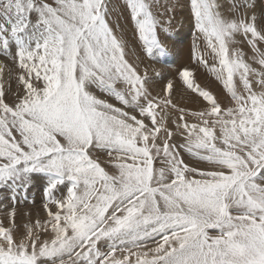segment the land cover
Masks as SVG:
<instances>
[{
  "label": "snow or ice",
  "instance_id": "snow-or-ice-1",
  "mask_svg": "<svg viewBox=\"0 0 264 264\" xmlns=\"http://www.w3.org/2000/svg\"><path fill=\"white\" fill-rule=\"evenodd\" d=\"M157 6L127 0L149 57L166 52ZM191 10L231 106L181 70L207 104L191 112L197 123L179 110L177 145L165 111L174 84L149 90L108 0H0V48L15 46L21 70L11 104L0 90V184L46 174L52 233L41 240L29 227L18 238L14 222H0V264H264V20L249 0H191ZM181 150L210 167L186 164Z\"/></svg>",
  "mask_w": 264,
  "mask_h": 264
},
{
  "label": "rangeland",
  "instance_id": "rangeland-1",
  "mask_svg": "<svg viewBox=\"0 0 264 264\" xmlns=\"http://www.w3.org/2000/svg\"><path fill=\"white\" fill-rule=\"evenodd\" d=\"M51 2L54 3V0H51ZM222 2H225V0H222ZM249 2L255 4L257 20H264V0H249ZM108 8L112 27L123 40L127 39L125 41H127L128 46V59L133 63L139 64L141 74L147 70L148 87L153 95H162L163 88L169 81L174 84V89L170 92L172 104L165 107V111L168 113L166 117L167 127L174 133L171 142L177 145L184 142L176 130V124L173 123V121L178 120L179 110H185V113H187L185 120L188 123H197L198 121L191 116V112L201 111L207 104L202 97L193 93L184 85L179 76L181 70L189 69L192 72L190 79L195 84L210 91L222 106H231L230 96L222 82L211 71V66L216 61L213 59L211 51L206 49L203 38L196 29V21L191 10V0H158V6L154 8V12L160 21L162 19L163 27L158 30V36L166 49L163 56L157 54L149 57L146 53L130 19L127 0H108ZM160 14L162 17H160ZM0 22H3L2 17H0ZM135 34L136 37H134ZM127 36L129 39L126 38ZM134 38H136L135 42ZM236 39L239 42L240 49L250 57L252 52L250 46L247 45L246 39L240 35ZM12 46H10L7 53L0 48V90L4 91V99L9 104L15 100L13 93L18 88V75L21 71L18 61L14 59ZM201 56L207 59V66L199 63ZM253 66L259 67L256 64H253ZM235 80L238 83V77ZM96 94L99 98H107L109 102L119 106L118 101L114 97H105V94L99 90H96ZM157 111L159 112L160 109L158 108ZM160 114L164 115L163 112ZM158 142L162 143V141ZM99 155L101 160H108L107 154L99 153ZM181 156L184 162L190 166L200 169L210 167L207 162L197 160L184 150H181ZM158 165L159 162H157ZM103 166L109 170L111 168L108 164ZM47 183L48 177L46 174L32 173L26 186H13L11 181L6 184H0V222L5 226H9L14 222L17 226L16 235L18 238L26 235L29 227L33 229L34 235L40 236L41 240L49 239L50 235H52L50 223L45 225V222L50 220L44 207L48 203L44 192ZM62 195L66 196V188L64 186H60L59 190L55 192L57 198ZM49 208L53 212L56 211L53 204L49 203ZM10 213H14V215H10ZM37 222L40 224L39 228L36 227ZM45 227H47V231L44 230ZM156 239L159 240L160 237ZM100 245L102 250H107V245L104 241H101ZM149 246L155 245L150 244Z\"/></svg>",
  "mask_w": 264,
  "mask_h": 264
},
{
  "label": "bare ground",
  "instance_id": "bare-ground-1",
  "mask_svg": "<svg viewBox=\"0 0 264 264\" xmlns=\"http://www.w3.org/2000/svg\"><path fill=\"white\" fill-rule=\"evenodd\" d=\"M160 7H161V6H160ZM161 9H162V8H161ZM163 11H164V10H163ZM163 14H164V12H163ZM160 15H161V14H160ZM166 15H167V14H166ZM160 17H162V15H161ZM168 17H169V16H168ZM168 17H167V18H168ZM169 18H170V17H169ZM165 19H166V18H165ZM165 19H164V20H165ZM181 19H182V18H181ZM167 20H168V19H167ZM183 20H184V19H183ZM161 21H162V19H161ZM168 21H169V20H168ZM180 21H181V20H180ZM164 22H165V21H164ZM169 22H170V21H169ZM165 26H167V25H165ZM164 28H165V27H164ZM162 34H163V33H162ZM179 34H180V33H179ZM132 35H134V34H132ZM137 35H138V34H137ZM134 37H136V34H135ZM137 37H138V36H137ZM124 38H125V37H124ZM126 38L129 39L128 36H127ZM135 39H136V38H134V42H135ZM125 40H127V39H125ZM131 40H132V39H131ZM131 40H130V41H131ZM137 40H138V39H137ZM138 41H139V40H138ZM126 43H127V41H126ZM12 47H13L12 50L14 51V50H15V46L13 45ZM36 176H37V175H36ZM33 177H34V176H33ZM37 190H39V189H37ZM32 193H33V191H32Z\"/></svg>",
  "mask_w": 264,
  "mask_h": 264
}]
</instances>
